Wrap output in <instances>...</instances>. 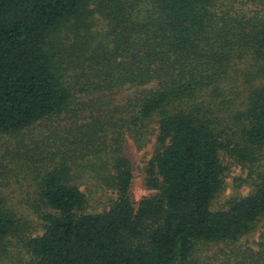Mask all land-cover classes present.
Listing matches in <instances>:
<instances>
[{
  "label": "trees",
  "instance_id": "1",
  "mask_svg": "<svg viewBox=\"0 0 264 264\" xmlns=\"http://www.w3.org/2000/svg\"><path fill=\"white\" fill-rule=\"evenodd\" d=\"M257 65L264 0H0V136L32 152L15 178L31 176L43 223L27 234L6 195L12 179L1 178L0 263L16 241L27 264H215L195 258L197 245L236 243L264 215V174L212 209L224 157L245 164L264 152ZM64 117L43 137L25 134ZM152 120L147 183L158 193L135 204L124 139L141 144ZM85 173L116 190L108 210L85 211ZM222 264H264V245Z\"/></svg>",
  "mask_w": 264,
  "mask_h": 264
},
{
  "label": "rangeland",
  "instance_id": "2",
  "mask_svg": "<svg viewBox=\"0 0 264 264\" xmlns=\"http://www.w3.org/2000/svg\"><path fill=\"white\" fill-rule=\"evenodd\" d=\"M255 68H253L254 70ZM256 74L264 75V66H256ZM242 76V75H241ZM240 76V77H241ZM236 78H234L235 80ZM140 88H127L117 94V98L122 101L127 99L130 95H134ZM69 122L67 118L60 120H48L45 123H38L31 129L27 130L25 134H34L37 137H43L48 134L55 127H63ZM61 123V124H60ZM60 124V126H59ZM147 133L145 139L141 144H137L135 139L127 135L124 139V153L132 164L133 184L131 189V198L135 204L149 195L158 193L155 188H150L148 180V168L151 159L153 158L157 147L158 124L155 120L148 123L146 128ZM22 137L0 136V179L11 178L8 192L9 203H11L19 216L25 217L29 223L30 232L34 234L42 231V220L35 212V200L38 199L37 193L32 187L31 176L22 172L25 177H20V182L15 178V171L21 172L25 166L24 158L31 155L32 152L28 149L26 154H21L22 148L19 140ZM28 139V138H27ZM19 160V161H18ZM224 164L226 171L224 175V185L214 200L212 209L223 210L228 208L229 200L234 198H241L249 195L254 189V185L258 183L262 174H264V152L261 159L255 162H247L241 164L236 158L226 156L224 157ZM81 188L87 197V204L85 211L90 213H97L108 210L116 201L117 193L114 189L99 188L98 182L90 174L85 175L78 180ZM264 245V215L259 218L255 229L248 235L242 237L236 243L231 244H199L195 248V258L202 261L212 262L215 264H222L225 262H234L239 258L257 252L263 248ZM17 246V247H16ZM262 246V247H261ZM14 258L7 259L3 264H27L29 255L26 254L21 245L15 241ZM2 264V263H0Z\"/></svg>",
  "mask_w": 264,
  "mask_h": 264
}]
</instances>
